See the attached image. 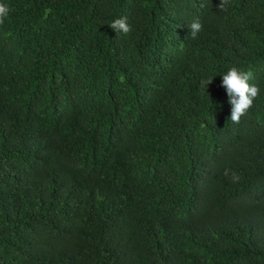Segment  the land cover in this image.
I'll return each mask as SVG.
<instances>
[{
  "label": "trees",
  "instance_id": "obj_1",
  "mask_svg": "<svg viewBox=\"0 0 264 264\" xmlns=\"http://www.w3.org/2000/svg\"><path fill=\"white\" fill-rule=\"evenodd\" d=\"M0 3V264H264V0Z\"/></svg>",
  "mask_w": 264,
  "mask_h": 264
},
{
  "label": "clouds",
  "instance_id": "obj_2",
  "mask_svg": "<svg viewBox=\"0 0 264 264\" xmlns=\"http://www.w3.org/2000/svg\"><path fill=\"white\" fill-rule=\"evenodd\" d=\"M229 0H221L219 11H227ZM10 9L7 5L0 3V24L8 16ZM118 34H127L131 31L130 25L127 23V17L115 19L110 24ZM190 36L192 39L197 38L198 34L203 30L202 22L199 18L193 19L189 23ZM253 79L251 72H245L236 66L230 67L222 76V87L225 88L231 105L230 120L233 123H239L241 117L244 116L250 108H252L255 98L260 94V88L255 83H250ZM211 79L201 81V87H206L211 83ZM225 176L228 171H225ZM239 177H236L238 180Z\"/></svg>",
  "mask_w": 264,
  "mask_h": 264
}]
</instances>
